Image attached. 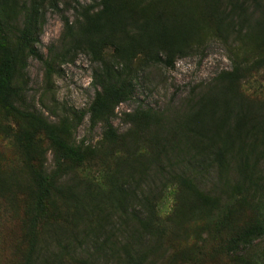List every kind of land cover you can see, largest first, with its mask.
Wrapping results in <instances>:
<instances>
[{"label":"rangeland","instance_id":"rangeland-1","mask_svg":"<svg viewBox=\"0 0 264 264\" xmlns=\"http://www.w3.org/2000/svg\"><path fill=\"white\" fill-rule=\"evenodd\" d=\"M100 1L70 0L61 11L48 10L38 46L42 60L28 59L16 77L21 111L58 124L89 108L100 89L102 65L86 48L75 47L70 29L83 9ZM243 51L234 54L233 44L201 35L171 68H143L136 60L133 96L112 120L116 139L100 124L92 128L88 116L74 134L76 144L89 151L83 167L59 162L48 140L38 137L37 151L57 176V188L51 218L38 226L32 263L33 187L18 143L26 122L0 110V264H124L126 248L145 264H237L224 253L217 211L197 201L180 179L192 178L225 204L237 181L236 164L221 173L210 167L213 159L205 149L226 137L244 142L250 164L261 163L264 172V51L254 49L246 60ZM113 53L110 49L107 60L122 74ZM237 67L243 78L234 97L226 89L220 96L224 86L218 77ZM195 142L203 149L194 151ZM120 189L127 201L122 207L113 203ZM248 210L236 203L233 221H245Z\"/></svg>","mask_w":264,"mask_h":264},{"label":"trees","instance_id":"trees-1","mask_svg":"<svg viewBox=\"0 0 264 264\" xmlns=\"http://www.w3.org/2000/svg\"><path fill=\"white\" fill-rule=\"evenodd\" d=\"M20 2L0 0V110L6 117L20 116L26 122L18 143L33 187L29 228L32 263L38 244L36 232L41 223L51 218L57 188V176L49 173L45 159L37 151L38 137L43 135L48 140L59 162L83 167L89 160V151L76 144L74 134L88 116L92 128L100 124L110 140L116 139L112 120L117 107L133 96L132 78L137 70L132 65L136 60H141L143 68L158 64L171 68L177 58L199 43L201 35L233 44L234 54L244 50L246 60L247 53L252 55L254 49L264 51V0H101L97 7L83 9L77 24L70 29V36L75 47L86 48L102 65L97 73L100 89L85 112L65 117L58 124L36 113L21 111V90L15 81L28 59L42 60L38 46L48 10L61 11L60 5H67L70 0H30L28 5ZM110 49L124 73L120 74L108 62ZM240 71L237 67L220 74L217 80L224 86L220 96H224L226 89L234 97L236 85L243 78ZM236 143L240 149L235 148ZM236 143L226 137L220 146L213 141L205 149L213 159L210 167H218L221 173H227L236 164L237 181L226 193L225 204L220 196L201 190L192 178L181 177L180 183L197 201L217 211V226L226 235L227 257L237 264H264V251L259 250L264 245V172L261 163L250 164L244 154L245 143ZM200 146L195 142L193 150L203 149ZM197 164L204 165L201 161ZM117 192L122 195L123 190ZM119 197L113 203L122 207L126 197ZM236 203L249 208L248 218L240 224L233 221ZM139 223L146 228V221L139 219ZM126 249L124 264L146 263L143 256Z\"/></svg>","mask_w":264,"mask_h":264}]
</instances>
